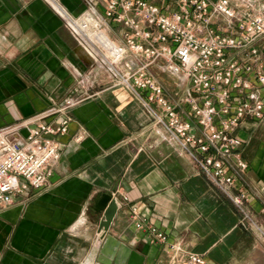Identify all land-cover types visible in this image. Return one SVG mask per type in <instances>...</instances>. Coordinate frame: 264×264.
<instances>
[{"label":"crops","instance_id":"0c3cea01","mask_svg":"<svg viewBox=\"0 0 264 264\" xmlns=\"http://www.w3.org/2000/svg\"><path fill=\"white\" fill-rule=\"evenodd\" d=\"M57 1L74 15H97L107 34L125 44V25L101 17L109 0ZM148 1L166 14L180 8L179 0ZM263 3L230 0L239 16L263 17ZM212 24L224 34L236 29L221 14ZM255 44L263 49L264 35ZM149 72L178 102L183 91L175 78L155 65ZM142 93L148 97L149 89ZM68 96L82 101L71 110L68 131L55 136L60 156L50 166L49 186L0 211V264H184L189 252L202 253L205 264H264V120L247 118L237 129L250 137L242 156L256 227L130 88L115 83L48 0H0V126L46 109L51 97L61 103ZM178 109L185 119L192 114L188 102ZM100 191L118 201L107 230L92 208ZM131 205L166 232L167 242L136 226Z\"/></svg>","mask_w":264,"mask_h":264},{"label":"built area","instance_id":"2783aa9c","mask_svg":"<svg viewBox=\"0 0 264 264\" xmlns=\"http://www.w3.org/2000/svg\"><path fill=\"white\" fill-rule=\"evenodd\" d=\"M48 2L87 50L109 68L115 83L129 87L153 122L162 124L206 177L230 197L242 219L260 227L247 206L248 162L242 147L250 137L237 129L247 118L254 124L264 120V48L255 44L264 35V16H239L230 0H179V10L171 14L148 0H109L101 17L125 25L126 41L119 44L97 15H74L57 0ZM215 14L224 16L235 32L224 34L214 26ZM150 65L175 78L183 91L178 102H170L163 84L149 72ZM143 89H149L148 97ZM51 100L46 109L0 126V211L50 184V166L60 156L55 136L68 131L71 110L82 99ZM183 102L192 108L187 119L178 109ZM49 117L53 119L47 121ZM130 214L154 241L167 242L166 232L140 218L136 205H131ZM205 262L202 253L189 252L184 264Z\"/></svg>","mask_w":264,"mask_h":264},{"label":"water","instance_id":"95a60500","mask_svg":"<svg viewBox=\"0 0 264 264\" xmlns=\"http://www.w3.org/2000/svg\"><path fill=\"white\" fill-rule=\"evenodd\" d=\"M92 208L101 216L100 227L107 230L118 210L117 198L112 192L100 191L93 198Z\"/></svg>","mask_w":264,"mask_h":264},{"label":"bare ground","instance_id":"6f19581e","mask_svg":"<svg viewBox=\"0 0 264 264\" xmlns=\"http://www.w3.org/2000/svg\"><path fill=\"white\" fill-rule=\"evenodd\" d=\"M86 50V49H85Z\"/></svg>","mask_w":264,"mask_h":264}]
</instances>
